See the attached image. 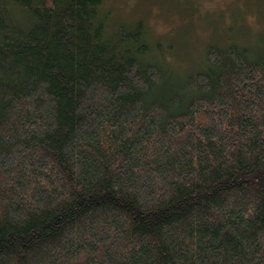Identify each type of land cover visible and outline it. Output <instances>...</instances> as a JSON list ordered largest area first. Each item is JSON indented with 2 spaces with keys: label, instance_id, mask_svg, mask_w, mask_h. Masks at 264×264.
<instances>
[{
  "label": "trees",
  "instance_id": "16d2710c",
  "mask_svg": "<svg viewBox=\"0 0 264 264\" xmlns=\"http://www.w3.org/2000/svg\"><path fill=\"white\" fill-rule=\"evenodd\" d=\"M111 19L0 0V264H264V30L181 74Z\"/></svg>",
  "mask_w": 264,
  "mask_h": 264
},
{
  "label": "rangeland",
  "instance_id": "374dc122",
  "mask_svg": "<svg viewBox=\"0 0 264 264\" xmlns=\"http://www.w3.org/2000/svg\"><path fill=\"white\" fill-rule=\"evenodd\" d=\"M104 6L111 25L142 18L151 41L164 35L173 47L162 52L165 65L181 74L201 68L204 45L236 39L253 48L264 30V0H104Z\"/></svg>",
  "mask_w": 264,
  "mask_h": 264
}]
</instances>
